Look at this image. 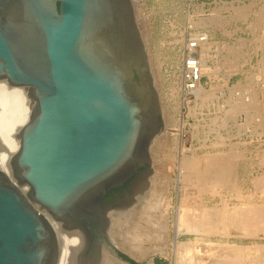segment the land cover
Listing matches in <instances>:
<instances>
[{
    "label": "water",
    "instance_id": "95a60500",
    "mask_svg": "<svg viewBox=\"0 0 264 264\" xmlns=\"http://www.w3.org/2000/svg\"><path fill=\"white\" fill-rule=\"evenodd\" d=\"M2 80L28 89L32 114L13 176L0 169V264L59 263L47 214L83 237L72 264H107L106 254L133 264L109 241L108 216L130 212L150 185L164 129L133 1L0 0Z\"/></svg>",
    "mask_w": 264,
    "mask_h": 264
},
{
    "label": "rangeland",
    "instance_id": "374dc122",
    "mask_svg": "<svg viewBox=\"0 0 264 264\" xmlns=\"http://www.w3.org/2000/svg\"><path fill=\"white\" fill-rule=\"evenodd\" d=\"M132 1L160 96L164 124V131L151 147L153 175L148 178L150 185L134 199L150 190L161 194L169 206L171 232L168 257L156 253L131 259L133 264H175L173 248L178 204L221 209L224 203L234 210L243 201L249 203L251 199L252 203L264 205V192L256 191L258 186L255 190L252 180L259 176L264 178V0ZM204 33L210 37L207 45L211 43L212 46L208 64L215 71L210 78L205 74L201 83L212 98L208 107L202 106L197 93L193 96L185 94L180 74L187 41ZM202 49L201 45L200 54ZM246 100L247 104H252L244 106ZM195 105L196 115L191 110ZM201 160L202 163L210 161L206 162L208 170L199 169ZM218 173H223L225 184L217 182ZM23 189L29 191V186L23 185ZM239 195L245 196L246 200L240 199ZM234 228L228 232L229 236L223 231L207 236L184 234L179 240L202 242L204 239L240 246L262 245L264 248V232L254 236ZM153 246L154 242L145 244L146 248ZM118 250L131 257L122 249ZM261 250V253L253 250L252 259L264 260V249ZM194 257L192 263L189 258L184 264L207 260L199 253Z\"/></svg>",
    "mask_w": 264,
    "mask_h": 264
},
{
    "label": "bare ground",
    "instance_id": "6f19581e",
    "mask_svg": "<svg viewBox=\"0 0 264 264\" xmlns=\"http://www.w3.org/2000/svg\"><path fill=\"white\" fill-rule=\"evenodd\" d=\"M200 22L201 21H199L198 23ZM198 23L197 25H199ZM211 23L216 24V21L215 22L212 21ZM197 35L199 36H197L196 39H198L199 41L202 40L201 34H197ZM203 36L205 39V41L201 43L203 49L201 50V54L197 52V55L201 56L199 61V69L202 76L207 74L209 75L210 78L212 73L215 75L214 73L215 71L212 70V68L208 64L212 46L211 43L209 44L210 46H208L206 41L210 37L209 36H208L209 38L206 37L207 36L206 34ZM205 44L207 46L204 48ZM211 58L213 57L211 56ZM235 66L236 65H234L233 68ZM237 70L240 71L239 69ZM227 73L230 72L227 71ZM255 79L257 80V78ZM195 92L200 98V101L202 102V106L206 105L208 107V103L212 99L210 98L208 91L205 90L201 84H199ZM31 104H32V99L30 98L29 91L27 88L12 86L6 80L0 81V169H2L5 173L11 176H13L11 161L12 158L16 155V153L20 149L21 146L20 133L22 128L30 120L32 114ZM248 104H247V100L246 103L243 101L244 106L245 105L247 106ZM191 110L193 111L192 113L196 115V111H195L196 105ZM225 112L227 113V111ZM181 121H182V127L184 128L185 123L183 122V119ZM183 149L184 148H182V150ZM182 154L184 155V152H182ZM196 160L198 159L196 158ZM206 162L202 163L201 160V165L199 164L200 168L199 167L198 168L208 170L207 169L208 166L206 165ZM223 173L225 174V171ZM223 173H218L217 174L218 176L216 177L217 182H219L221 185L226 183L224 175H222ZM229 174H231V171ZM232 178L233 177H231V179ZM256 178L257 177H255V179ZM255 179H252L254 180V184L256 187V188L254 187L255 190L257 189L258 186L259 190L257 189L256 191L261 190V192L262 191L264 192V178H262V176L261 177L259 176V179L258 178L256 180ZM150 191L149 193L146 192L143 195L137 197L138 199L135 200L136 206L130 212L124 215H119L113 210L109 213L108 216L111 226V228L108 229L109 241L115 248L122 249L123 251L127 252L131 257L134 258H142L143 256L153 255L156 253H160L161 255H166L168 257L169 236L171 232V221H170L171 215L167 211L169 206L168 203L167 204L165 203V198L161 196V194L159 195L156 194L154 191L153 192ZM248 196H250L251 198L252 194ZM244 198L246 200L245 196L242 195L240 196V199H244ZM247 199H249V197ZM249 200H248L249 203H244L243 201V204L242 205L239 204L241 206L239 207L237 206L238 208L236 209L234 208V210L229 209V206L224 203H222L224 206L221 209L217 207L200 209V208H192L185 206L183 207L178 204L176 208L177 215H176V221H175L176 223L174 229L176 231V240L174 242L175 244L173 248V252H174L173 255L175 256V260H176L175 264H184L186 259L189 258H190V262L192 263L196 259L194 257L195 254L198 253L201 256H203L204 259L206 258L207 260L206 261L202 260L201 262L198 263L196 262L197 264H264V260L262 259H258V260L255 258L252 259V251L258 250L259 253L260 252L259 250L264 249L261 248L262 245L240 246L236 244L232 245L231 243H222V242L214 243L209 241L207 242L204 239H202L203 240L202 242L200 241L201 243L194 240H189L186 242H182L179 240V238L184 234L186 235L194 234V236L196 235L207 236L209 234L214 235L215 233L217 234L223 231L227 233L226 235L229 236L230 233L228 232L231 230V228L233 229V227H235L237 230L245 232V234L254 235V236L258 235L261 232H264V205L261 204L257 205L256 202L252 203ZM223 202L227 203L224 200ZM47 216L52 222V225L54 226V229L58 235V239L60 242V256H59L58 264H72V256L75 255L83 247L84 244L83 237L78 232L75 231L68 232L64 230L62 227H60L59 223L55 222L48 214ZM119 219L120 221H118ZM146 242H154L155 246L151 248H146L147 247V246L145 247ZM261 251L263 253V250ZM106 263L128 264L127 262L117 259L109 254H106Z\"/></svg>",
    "mask_w": 264,
    "mask_h": 264
},
{
    "label": "built area",
    "instance_id": "2783aa9c",
    "mask_svg": "<svg viewBox=\"0 0 264 264\" xmlns=\"http://www.w3.org/2000/svg\"><path fill=\"white\" fill-rule=\"evenodd\" d=\"M204 34H201V39H196L197 36L187 41L182 55L183 65L181 68V79L183 82V90L187 96L196 94L199 84L202 83L203 77L199 69L200 56L197 55L201 47V43L205 41ZM207 37V36H206ZM207 41V40H206Z\"/></svg>",
    "mask_w": 264,
    "mask_h": 264
},
{
    "label": "flooded vegetation",
    "instance_id": "af4514ba",
    "mask_svg": "<svg viewBox=\"0 0 264 264\" xmlns=\"http://www.w3.org/2000/svg\"><path fill=\"white\" fill-rule=\"evenodd\" d=\"M145 170V169H144ZM143 170V171H144ZM140 178V175H137L132 181L128 182L124 187L118 189L115 193H114V200L113 201H110V200H106L105 198V201H110V202H115L123 197H125L126 193L127 192H130L131 191V188L134 184V182H137V180Z\"/></svg>",
    "mask_w": 264,
    "mask_h": 264
},
{
    "label": "trees",
    "instance_id": "16d2710c",
    "mask_svg": "<svg viewBox=\"0 0 264 264\" xmlns=\"http://www.w3.org/2000/svg\"><path fill=\"white\" fill-rule=\"evenodd\" d=\"M118 189H115V190H112L106 197V200H110V201H113L115 198H114V193L117 191Z\"/></svg>",
    "mask_w": 264,
    "mask_h": 264
}]
</instances>
